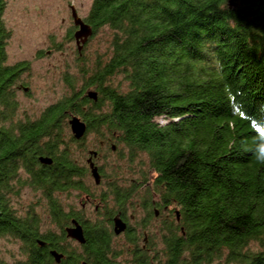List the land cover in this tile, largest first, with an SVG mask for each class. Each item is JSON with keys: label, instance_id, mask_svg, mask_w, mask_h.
Instances as JSON below:
<instances>
[{"label": "trees", "instance_id": "1", "mask_svg": "<svg viewBox=\"0 0 264 264\" xmlns=\"http://www.w3.org/2000/svg\"><path fill=\"white\" fill-rule=\"evenodd\" d=\"M83 20L108 36L105 53L65 74V93L34 119L16 118L28 67L5 63L0 23V238L24 250L0 264H264V0H92ZM72 116L86 124L80 139ZM86 152L115 158L99 166L102 194L87 183L88 158L78 161ZM121 164L134 172L123 188ZM24 188L47 199L59 236L12 207ZM73 192L80 207L65 210L57 197ZM114 217L126 221L129 256L112 246ZM72 220L79 250L66 242Z\"/></svg>", "mask_w": 264, "mask_h": 264}, {"label": "rangeland", "instance_id": "2", "mask_svg": "<svg viewBox=\"0 0 264 264\" xmlns=\"http://www.w3.org/2000/svg\"><path fill=\"white\" fill-rule=\"evenodd\" d=\"M91 3L92 0H0V23L4 33L7 34L1 43L5 54V63L12 65L23 62L28 67L19 76L18 83L15 85L19 104L16 118L34 119L39 117L46 107L65 93V74L76 73L79 65L91 68L96 59L105 53L108 36L102 31L92 34L81 46V49H77L74 38L77 26L73 24L70 7L73 6L77 14L84 18ZM79 53L82 56L81 60L77 58ZM119 79L120 77L116 78V80ZM24 87L27 88L26 91H24ZM158 121L166 122L162 117L158 118ZM91 137L92 135L88 136L89 144L92 143ZM89 146L88 150L94 149L91 145ZM86 158L88 155L81 159L78 158L79 163L86 164ZM114 160L115 158L109 153L106 164L103 157L97 158L95 164L98 169L103 164L104 169L108 170ZM122 164L124 165L125 162ZM122 164L120 172H118L121 177L119 176L120 179L117 182L121 188L128 187L127 178L134 177L132 174L134 172L125 171ZM137 168H140V163ZM101 182H103L102 177ZM87 183L89 187H92L95 195L100 192L102 194L107 190L106 182H103L97 189L94 188L95 182L91 175L88 177ZM11 196V205L16 209L18 215H24L33 209L40 221V231H50L59 236V225L51 221L47 199L40 194V191L35 192L24 188L19 191L18 195ZM57 199L65 210L70 207L77 210L78 206L80 207V199L75 197V192L70 195L59 193ZM85 210L87 216L91 214L92 217L93 213H99L98 216H101V208L95 204L87 205ZM156 210L158 212V209ZM139 211V208L135 212L134 210L128 211L127 218L131 226H134L144 215L143 211ZM155 215L157 217L158 213ZM156 220H152L151 224ZM123 221L126 223L125 220ZM149 226L148 230H150ZM66 242L76 250L80 249V244L77 241L68 238ZM145 243L146 240L142 241L141 238L139 246L145 247ZM129 245L130 243L123 232L117 235L114 233L112 246L115 250L129 256V250L132 248V245ZM23 254L21 241L0 238V259L13 262L22 259ZM125 258L124 256L123 259Z\"/></svg>", "mask_w": 264, "mask_h": 264}, {"label": "water", "instance_id": "3", "mask_svg": "<svg viewBox=\"0 0 264 264\" xmlns=\"http://www.w3.org/2000/svg\"><path fill=\"white\" fill-rule=\"evenodd\" d=\"M70 8H71V16H72L73 24L75 26H77V30L74 32V38H75V41L77 44V49L80 50L81 46L92 35V29H91L90 25L88 23H86L83 20V18H81L77 14V12L73 6H71ZM26 90H27V88L24 87V91H26ZM87 95H88V97L92 98L93 100L97 99V93L93 90H89L87 92ZM69 125H70V129H71V132H72L74 138L80 139L81 137H83L84 133L86 132V124L83 120H81L77 116H72L69 119ZM112 149H115V147L112 146ZM91 154L96 155V152L92 151ZM39 161L42 164H51V162H52L51 158L48 156H40ZM87 162H88L89 169H90V175L94 179L95 184L98 185L100 183V180H101V174L99 172V169L91 157H89L87 159ZM157 213L158 212L156 210L155 214H157ZM176 214H177V218H178V213H176ZM125 229H126V223L122 220L121 217H116L114 219V225H113L114 233L116 235L120 234ZM65 231H66V236L68 238H71L80 244L85 243V237H84V232H83L82 226L77 221L72 220V225L67 226L65 228ZM38 243L40 245H42L44 242L38 240ZM50 253L54 257V259L56 260L57 263L60 262V259L62 257L61 253H58L56 250H52Z\"/></svg>", "mask_w": 264, "mask_h": 264}, {"label": "flooded vegetation", "instance_id": "4", "mask_svg": "<svg viewBox=\"0 0 264 264\" xmlns=\"http://www.w3.org/2000/svg\"><path fill=\"white\" fill-rule=\"evenodd\" d=\"M83 207H84V208H86V206H85V205H83Z\"/></svg>", "mask_w": 264, "mask_h": 264}]
</instances>
